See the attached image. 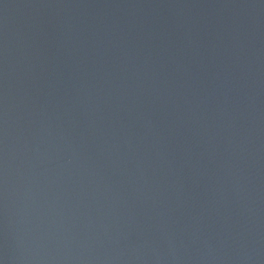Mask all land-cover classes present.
Masks as SVG:
<instances>
[{
	"label": "water",
	"instance_id": "water-1",
	"mask_svg": "<svg viewBox=\"0 0 264 264\" xmlns=\"http://www.w3.org/2000/svg\"><path fill=\"white\" fill-rule=\"evenodd\" d=\"M0 264H264V0H0Z\"/></svg>",
	"mask_w": 264,
	"mask_h": 264
}]
</instances>
